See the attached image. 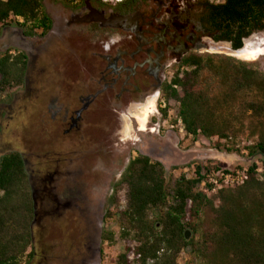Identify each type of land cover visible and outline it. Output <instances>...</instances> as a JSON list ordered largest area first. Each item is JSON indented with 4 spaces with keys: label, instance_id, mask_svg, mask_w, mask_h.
Here are the masks:
<instances>
[{
    "label": "rangeland",
    "instance_id": "1",
    "mask_svg": "<svg viewBox=\"0 0 264 264\" xmlns=\"http://www.w3.org/2000/svg\"><path fill=\"white\" fill-rule=\"evenodd\" d=\"M73 1L77 0L70 2ZM59 4L58 0H43L47 13L56 12ZM21 23L22 19L12 18L0 31V56L10 52L12 56L22 53L28 57L24 83L11 86L0 95V158L18 152L25 160L36 203L33 230L36 264L46 257L51 258L50 264H58L62 251L72 253L68 250L72 239L79 243L80 236L89 232L95 243V255L102 248L103 264H117L122 254H128L130 261L137 264L134 253L138 243L132 237L122 236L127 188L121 181L129 162L139 155L165 166L169 189L182 176L193 179L197 168H204L206 176L199 190L216 207L219 191L243 186L254 164L259 167L257 178L264 182V160L261 156H249L246 149L253 141L247 134L240 133L229 140L193 139L178 118L179 103L168 100L161 90H155L142 107L123 114L110 112L104 101L97 100L86 114L84 130L79 135L85 141L73 144L71 137H65L60 105L63 98L66 105H78L77 96L88 93L82 85L86 84L83 81L95 40L89 33H74L66 48L75 55L51 42L47 58L43 54L47 44L41 31L28 38L19 26ZM247 40L250 49L262 50L251 59H239L240 55L234 54L224 42L208 41L207 49L196 55L233 57L264 72V31ZM185 71L174 66L168 76L183 75ZM206 88L218 90L217 80L209 77L196 86L197 90ZM179 92L183 96L180 89ZM50 104L53 112L48 108ZM163 111H168L167 117ZM228 176H232L229 182ZM214 218L209 208L199 219L188 215L187 222L193 228H187L186 232L196 247L183 251L178 264H205L201 255ZM88 219L95 225L93 232L88 230ZM103 234L112 240L102 242Z\"/></svg>",
    "mask_w": 264,
    "mask_h": 264
},
{
    "label": "trees",
    "instance_id": "2",
    "mask_svg": "<svg viewBox=\"0 0 264 264\" xmlns=\"http://www.w3.org/2000/svg\"><path fill=\"white\" fill-rule=\"evenodd\" d=\"M210 15L208 25L215 39L230 43L234 51L243 49L254 33L264 31V0H225ZM12 18L23 20L19 26L25 36L48 31L52 25L43 0H0V31ZM184 66L189 70L177 73L163 93L179 103L178 118L186 134L219 140L247 134L253 141L246 149L249 156L264 160V72L228 56L193 55ZM27 70L25 54L0 56V95L22 85ZM209 77L217 80L218 90H197ZM162 114L167 117L168 111ZM258 169L256 164L250 167L249 179L238 189L219 191L216 207L199 190L204 168L198 167L193 179L182 176L169 189L161 162L144 155L132 159L121 181L127 188L122 236L138 243L137 264H178L183 251L196 247L194 239H186V229L193 228L187 217L199 219L206 208L215 218L204 241L205 264H264V182L257 178ZM0 193V264H27L35 257L36 203L21 153L0 158ZM102 239L112 240L105 234ZM117 264L133 263L122 254Z\"/></svg>",
    "mask_w": 264,
    "mask_h": 264
},
{
    "label": "flooded vegetation",
    "instance_id": "3",
    "mask_svg": "<svg viewBox=\"0 0 264 264\" xmlns=\"http://www.w3.org/2000/svg\"><path fill=\"white\" fill-rule=\"evenodd\" d=\"M58 1L59 9L48 12L51 28L37 30L47 44L43 54L49 58L48 45L55 42L75 55L66 48V42L77 32L89 33L95 40L89 52L86 81H83L86 84L82 85L88 93L77 96L78 105H66L64 98L60 105L65 137H71L75 145L85 141V137L79 135L84 130L86 114L97 100L104 101L113 113L138 109L154 96L155 90L163 91L175 79L176 73L172 78L168 76L174 66H181L207 49L208 41L221 42L215 39L208 23L210 14L225 0H125L117 4L106 0ZM91 9L105 19L124 18L126 22L119 28L104 27L100 22L89 20ZM47 69H50L48 65ZM182 69L189 70L186 66ZM48 108L53 112L51 104ZM87 226L89 231L95 229L90 219ZM72 240L68 249L72 253L62 251L58 264H103L102 248L95 255L90 232L80 236L79 243ZM36 257L35 250V257L27 264H36ZM50 263L51 258L46 257L37 264Z\"/></svg>",
    "mask_w": 264,
    "mask_h": 264
},
{
    "label": "water",
    "instance_id": "4",
    "mask_svg": "<svg viewBox=\"0 0 264 264\" xmlns=\"http://www.w3.org/2000/svg\"><path fill=\"white\" fill-rule=\"evenodd\" d=\"M88 1V0H87ZM89 20H93L96 22H100L103 24L104 27H122L125 24V19L124 18H110V19H105L104 17H102L97 11L91 9V15H90V19ZM234 53L236 51L232 50ZM240 51V50H239ZM189 233L186 232V239L189 240Z\"/></svg>",
    "mask_w": 264,
    "mask_h": 264
},
{
    "label": "bare ground",
    "instance_id": "5",
    "mask_svg": "<svg viewBox=\"0 0 264 264\" xmlns=\"http://www.w3.org/2000/svg\"><path fill=\"white\" fill-rule=\"evenodd\" d=\"M119 1H124V0H119ZM249 41H246L245 43V47L243 48V50H241L237 55H240L239 59L242 58L244 60L247 59H251L255 56H257L258 54H260L259 52L262 51L261 49H259V47H257V49L255 48V50H252L249 48ZM262 42H260L261 44ZM263 44V43H262ZM252 45V44H251ZM251 47V46H250Z\"/></svg>",
    "mask_w": 264,
    "mask_h": 264
},
{
    "label": "built area",
    "instance_id": "6",
    "mask_svg": "<svg viewBox=\"0 0 264 264\" xmlns=\"http://www.w3.org/2000/svg\"><path fill=\"white\" fill-rule=\"evenodd\" d=\"M232 179V176H228L226 181L229 182Z\"/></svg>",
    "mask_w": 264,
    "mask_h": 264
}]
</instances>
